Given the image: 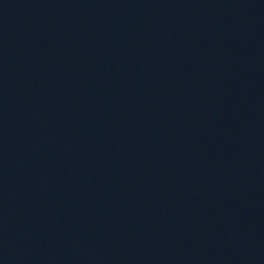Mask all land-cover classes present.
I'll return each instance as SVG.
<instances>
[{"label": "water", "instance_id": "obj_1", "mask_svg": "<svg viewBox=\"0 0 264 264\" xmlns=\"http://www.w3.org/2000/svg\"><path fill=\"white\" fill-rule=\"evenodd\" d=\"M0 264H264V0H0Z\"/></svg>", "mask_w": 264, "mask_h": 264}]
</instances>
